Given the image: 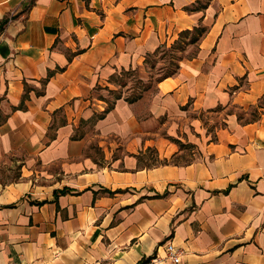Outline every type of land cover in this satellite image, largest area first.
<instances>
[{"label": "crops", "instance_id": "obj_1", "mask_svg": "<svg viewBox=\"0 0 264 264\" xmlns=\"http://www.w3.org/2000/svg\"><path fill=\"white\" fill-rule=\"evenodd\" d=\"M168 50L155 89H118ZM169 243L264 264V0H0V264Z\"/></svg>", "mask_w": 264, "mask_h": 264}, {"label": "rangeland", "instance_id": "obj_2", "mask_svg": "<svg viewBox=\"0 0 264 264\" xmlns=\"http://www.w3.org/2000/svg\"><path fill=\"white\" fill-rule=\"evenodd\" d=\"M179 61V54L177 51L168 50L165 53L161 52L155 56L148 58L147 65L145 71L141 73H136L133 75H123L122 78L120 77L121 82H124L123 87H119L118 89L125 93V96L130 97L135 93H143L144 90H153L155 89V80L159 79L160 77L169 74L170 72H174L177 63ZM140 76H143V79H140ZM148 88H145V87ZM117 95V94H116ZM113 97V96H112ZM112 100V98H109ZM188 149L187 153H191L193 150L191 146H186ZM155 164H158L155 161Z\"/></svg>", "mask_w": 264, "mask_h": 264}, {"label": "built area", "instance_id": "obj_3", "mask_svg": "<svg viewBox=\"0 0 264 264\" xmlns=\"http://www.w3.org/2000/svg\"><path fill=\"white\" fill-rule=\"evenodd\" d=\"M166 259L169 260L172 264H181L182 258L184 256V250L177 247L174 243H169L165 247ZM160 259L155 257L154 259L148 261L145 264H158Z\"/></svg>", "mask_w": 264, "mask_h": 264}, {"label": "trees", "instance_id": "obj_4", "mask_svg": "<svg viewBox=\"0 0 264 264\" xmlns=\"http://www.w3.org/2000/svg\"><path fill=\"white\" fill-rule=\"evenodd\" d=\"M172 72H170L169 74L165 75V76H169ZM145 88H148L147 86ZM140 96H137V98H139Z\"/></svg>", "mask_w": 264, "mask_h": 264}]
</instances>
